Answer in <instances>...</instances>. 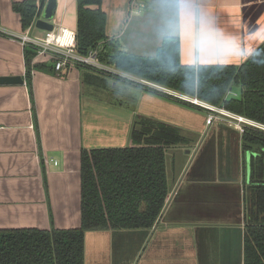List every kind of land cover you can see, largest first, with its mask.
<instances>
[{
  "label": "crops",
  "instance_id": "crops-1",
  "mask_svg": "<svg viewBox=\"0 0 264 264\" xmlns=\"http://www.w3.org/2000/svg\"><path fill=\"white\" fill-rule=\"evenodd\" d=\"M24 1L0 0V80H23L0 83V230L80 228L82 151L121 144L126 123L131 124L129 145L135 119L146 116L182 128L189 139L171 157L164 212L151 230L85 236V264H244L252 206L243 134L229 124L207 125V112L191 103L202 114L182 107L166 111L161 104L139 100L126 113L127 101H134L128 86L114 82L120 94L96 90L85 82L84 69L59 73L51 57L38 54L31 72L32 98L26 47L10 34L30 29L31 35L41 36L44 31L23 28L13 6ZM41 3L37 0L39 8ZM130 3L102 1L108 42L123 52L151 57L170 39L179 47L183 66H240L264 46V0H147L145 10L132 17ZM128 19L137 28L132 40L121 42ZM52 22L77 32V0H58ZM229 96L239 98L240 91L232 89ZM115 98L117 108L108 107ZM110 111L120 115L113 122ZM176 159L179 176L173 172Z\"/></svg>",
  "mask_w": 264,
  "mask_h": 264
},
{
  "label": "trees",
  "instance_id": "trees-1",
  "mask_svg": "<svg viewBox=\"0 0 264 264\" xmlns=\"http://www.w3.org/2000/svg\"><path fill=\"white\" fill-rule=\"evenodd\" d=\"M41 1L40 8L37 0L14 4L25 30L39 19L46 0ZM102 1L77 0L79 54L96 50L102 64L264 124V46L240 66H183L179 47L170 39L151 57L123 52L116 42H108ZM36 55L35 49L26 47L27 83L32 98L31 72ZM82 69L91 87L109 94L120 92L113 88L119 78ZM123 81L169 97L147 86ZM236 86L240 97H230ZM115 101L111 99L110 103L117 104ZM188 140L182 128L141 116L132 126L129 145L84 149L81 227L0 230V264H85L87 232L151 230L162 216L170 193L167 152ZM242 142L244 153L257 154L251 164L253 184L248 185L252 210L251 223L245 228L244 264H264V132L247 129Z\"/></svg>",
  "mask_w": 264,
  "mask_h": 264
},
{
  "label": "built area",
  "instance_id": "built-area-1",
  "mask_svg": "<svg viewBox=\"0 0 264 264\" xmlns=\"http://www.w3.org/2000/svg\"><path fill=\"white\" fill-rule=\"evenodd\" d=\"M147 0H131V17L141 14L146 8ZM55 25V24H54ZM36 27V22L31 26ZM10 37L19 40L25 47H32L39 56L51 57L56 72H62L64 69L86 68L97 73L113 76L115 78H125L128 81L147 86L153 90L159 91L178 101L191 103L207 112V125L213 122L229 124L237 128L242 134L247 129L259 130L264 132V124L245 116L238 115L227 110L224 107L214 106L198 98L189 97L166 87L157 85L143 79L124 73L115 67L102 64L98 60V51H90L87 55H81L77 52L76 32H71L63 26H55L52 31H44V34L31 35L30 29L23 33H11Z\"/></svg>",
  "mask_w": 264,
  "mask_h": 264
},
{
  "label": "rangeland",
  "instance_id": "rangeland-1",
  "mask_svg": "<svg viewBox=\"0 0 264 264\" xmlns=\"http://www.w3.org/2000/svg\"><path fill=\"white\" fill-rule=\"evenodd\" d=\"M134 18H136V17H134ZM134 25H135V21H131V20L128 19L127 24H126V27L122 30L123 32L121 34L122 35L121 36V42L122 41H125L126 42V38H127V40H132L131 33L132 32H135L134 28H137V26L135 27ZM123 34H124V37H123ZM123 80L127 81V79H125V78H120L117 82L120 85L128 86L130 88L129 90H130L131 97L133 99H138L141 103L143 102L146 105L151 103L152 105H155V106H157V104H161L163 107H165L166 111L177 110L178 109L177 107L185 108V107H183L184 105L181 106L180 105L181 103H179V101L177 102L176 99L171 98V97H166V96H164L162 94L159 95V96H161V98L165 102H169V103L175 105V108L173 106H171L170 104L163 105L162 103H158L154 99L159 100L161 102H163V100H161L160 98L154 96L153 91L146 90V89H144L142 87H139V86H136L134 84H128L127 82L125 83ZM233 89H234V91L236 93H239V91H240V88L237 87V86L234 87ZM143 95H145V97H143ZM152 100H154V101H152ZM129 101H127V103H128L127 106H126L127 108L124 109L126 113H129V112L133 111V108L135 106V104H134L135 101H132V102H129ZM185 109L191 110V111H196L198 114H200V113L202 114V112H198L197 109H196V107H194V106L188 105V108H185ZM109 113H111L110 118H109V122L110 121L113 122L115 117L120 116L117 112L110 111ZM189 116H190V118H193V114L192 113H189ZM127 118H129V117H127ZM118 119L119 118L116 119L115 123L117 122ZM179 147H181V146L173 147V148L169 149V151L167 152L168 170H171L172 169L173 163H171L172 162L171 157H174V155L177 154L176 150ZM188 151L189 150H187L186 152H188ZM174 171H176V174H175L176 176L177 175L179 176V174L181 173V162L179 160H177V162H176V170L173 169V172Z\"/></svg>",
  "mask_w": 264,
  "mask_h": 264
},
{
  "label": "water",
  "instance_id": "water-1",
  "mask_svg": "<svg viewBox=\"0 0 264 264\" xmlns=\"http://www.w3.org/2000/svg\"><path fill=\"white\" fill-rule=\"evenodd\" d=\"M57 8H58V0H48L46 7L42 13V18H40L36 21V27L38 29L43 30V31L54 30L55 25L52 21L56 15ZM0 83L17 84V83H23V80L20 77H8V78L1 79ZM107 106L110 108H114V109L117 108L115 104L108 103ZM200 118H202V121H201L202 123L205 122L204 116H201ZM130 125H131L130 123H126V129L124 131V139H123V142L121 144H119L117 146H110V147H102L101 146V148L125 147L126 142H127L126 139L128 137L129 130H130ZM251 154H254L255 156H257V154L254 151L246 152L247 183H248V185H250L249 182H250V177H251ZM91 234H95V233L94 232H92V233L87 232L86 236L89 237Z\"/></svg>",
  "mask_w": 264,
  "mask_h": 264
},
{
  "label": "flooded vegetation",
  "instance_id": "flooded-vegetation-1",
  "mask_svg": "<svg viewBox=\"0 0 264 264\" xmlns=\"http://www.w3.org/2000/svg\"><path fill=\"white\" fill-rule=\"evenodd\" d=\"M159 95H161V94H154V96H156V97H159V98H161V96H159ZM116 99V101L118 100L117 98H115ZM162 99V98H161ZM138 100V99H137ZM115 101V102H116ZM178 102V101H177ZM181 104V106H183V107H185V108H188V105H186V104H184L183 102H180ZM139 117H141V116H139ZM244 152V151H243ZM245 156H246V154H245ZM253 159H255V155L254 154H251V164H252V160ZM244 168H245V173H246V177H247V162H246V157L244 158ZM252 173V172H251ZM250 184H253V182H252V179H251V177H250V182H249Z\"/></svg>",
  "mask_w": 264,
  "mask_h": 264
}]
</instances>
